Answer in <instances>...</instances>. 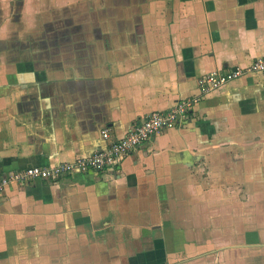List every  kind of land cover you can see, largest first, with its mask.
<instances>
[{
    "label": "crops",
    "instance_id": "crops-1",
    "mask_svg": "<svg viewBox=\"0 0 264 264\" xmlns=\"http://www.w3.org/2000/svg\"><path fill=\"white\" fill-rule=\"evenodd\" d=\"M259 56L264 0H0V176L86 157ZM0 264H264V74L112 166L7 185Z\"/></svg>",
    "mask_w": 264,
    "mask_h": 264
},
{
    "label": "built area",
    "instance_id": "built-area-1",
    "mask_svg": "<svg viewBox=\"0 0 264 264\" xmlns=\"http://www.w3.org/2000/svg\"><path fill=\"white\" fill-rule=\"evenodd\" d=\"M247 73L264 74V56L254 58L244 67H234L225 71L215 69L203 74L197 81L198 95L179 99L165 110L149 112L132 125L122 137L110 141L104 148L94 151L86 157L75 158L70 161H59L45 166L29 165L1 175L0 192L11 183L22 184L36 179L54 180L65 175L84 173L89 170L99 171L112 166L130 150L148 141L160 130L175 127L184 122L192 106L207 92ZM100 133L102 138L108 137L106 130H101Z\"/></svg>",
    "mask_w": 264,
    "mask_h": 264
}]
</instances>
